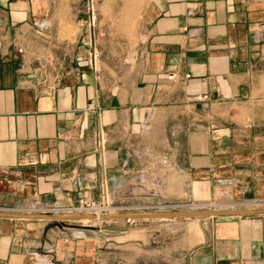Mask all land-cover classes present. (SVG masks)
<instances>
[{
  "label": "crops",
  "instance_id": "0c3cea01",
  "mask_svg": "<svg viewBox=\"0 0 264 264\" xmlns=\"http://www.w3.org/2000/svg\"><path fill=\"white\" fill-rule=\"evenodd\" d=\"M151 4L108 84L79 38L49 54L50 0H0V209L264 201V0ZM206 219L180 264H264V214ZM64 225L0 217V264H107Z\"/></svg>",
  "mask_w": 264,
  "mask_h": 264
},
{
  "label": "rangeland",
  "instance_id": "374dc122",
  "mask_svg": "<svg viewBox=\"0 0 264 264\" xmlns=\"http://www.w3.org/2000/svg\"><path fill=\"white\" fill-rule=\"evenodd\" d=\"M152 1L140 0L132 6L130 0H50L53 9L49 17L55 22L52 35L62 47H56L55 41L49 42L54 46L48 48L49 54L56 50L59 55L71 49L79 38V44L91 53V67L102 81L113 83L132 62V52L150 16ZM131 15L136 18L133 28L128 22ZM257 96L259 92L254 94ZM258 107L264 111V96ZM186 204L191 207L183 211L218 210L210 205ZM137 212L145 211L115 210L103 214ZM206 220L96 218L65 221L64 226L72 232L82 229L87 232L85 235L95 233L100 245L97 253L107 264H180L202 240Z\"/></svg>",
  "mask_w": 264,
  "mask_h": 264
},
{
  "label": "built area",
  "instance_id": "2783aa9c",
  "mask_svg": "<svg viewBox=\"0 0 264 264\" xmlns=\"http://www.w3.org/2000/svg\"><path fill=\"white\" fill-rule=\"evenodd\" d=\"M108 195L106 192H103L99 200H92L90 198L82 197L77 200L75 204H69L65 206L55 205V204H34L24 210H21L19 213L24 214H38L46 216H72L80 214H92L95 216L101 215L103 213L113 212L116 209L111 206ZM246 204L242 203V206L245 207ZM191 206L183 203H166L161 205H150L142 206L130 210H141L145 212H170V211H183ZM247 209H258L264 207V201H256L250 204H247ZM0 211H14L12 209H0Z\"/></svg>",
  "mask_w": 264,
  "mask_h": 264
},
{
  "label": "water",
  "instance_id": "95a60500",
  "mask_svg": "<svg viewBox=\"0 0 264 264\" xmlns=\"http://www.w3.org/2000/svg\"><path fill=\"white\" fill-rule=\"evenodd\" d=\"M253 214H264V209H230V210H201V211H170V212H137V213H121V214H80L72 216H46L38 214H24L17 212L0 211V217L4 218H33L42 220L56 221H78V220H93L101 219H172V218H206L220 216H245Z\"/></svg>",
  "mask_w": 264,
  "mask_h": 264
},
{
  "label": "bare ground",
  "instance_id": "6f19581e",
  "mask_svg": "<svg viewBox=\"0 0 264 264\" xmlns=\"http://www.w3.org/2000/svg\"><path fill=\"white\" fill-rule=\"evenodd\" d=\"M130 2L132 3V6H133V5L137 4V3H139L140 0H130ZM128 4H129V3H128ZM140 4H141V3H140ZM138 9H139V8H138ZM133 16H134V15H131V17L128 19V22L130 23V25L132 26V28H133V25H134L135 22H136V21H135L136 18H135V17L133 18ZM129 23H128V24H129Z\"/></svg>",
  "mask_w": 264,
  "mask_h": 264
}]
</instances>
